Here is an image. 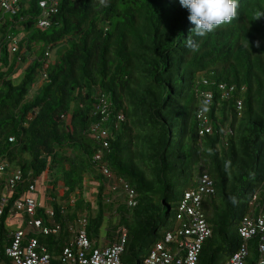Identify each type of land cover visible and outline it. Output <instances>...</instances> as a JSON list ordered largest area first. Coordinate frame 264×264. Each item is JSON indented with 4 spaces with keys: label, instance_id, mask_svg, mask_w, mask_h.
Here are the masks:
<instances>
[{
    "label": "trees",
    "instance_id": "obj_1",
    "mask_svg": "<svg viewBox=\"0 0 264 264\" xmlns=\"http://www.w3.org/2000/svg\"><path fill=\"white\" fill-rule=\"evenodd\" d=\"M260 12L264 0H238L236 16L198 36L179 0H62L49 27L38 23L37 0H22L0 27V200L9 173L22 171L0 213V244L12 240V218L28 228L31 215L12 209L25 195L38 200L30 185L40 179L55 214L40 207L35 216L60 225L57 234L38 235L53 261L69 243L71 227L83 225L98 245L118 242L126 229L122 260L146 264L155 243L177 227L185 191L207 171L216 186L202 201L212 234L198 264H225L243 242L244 215L264 213ZM17 22L25 32L10 48ZM55 48L50 60L47 52ZM221 82L230 87L225 97ZM209 90L215 97L206 103ZM100 92L110 101V119L103 122L108 147L94 126L101 122ZM202 109L213 132L200 133ZM100 149L103 156L95 159ZM120 179L136 189L137 204L125 202L115 187ZM258 243V236L250 240L245 264H260ZM1 257L10 264L9 256Z\"/></svg>",
    "mask_w": 264,
    "mask_h": 264
},
{
    "label": "built area",
    "instance_id": "obj_2",
    "mask_svg": "<svg viewBox=\"0 0 264 264\" xmlns=\"http://www.w3.org/2000/svg\"><path fill=\"white\" fill-rule=\"evenodd\" d=\"M21 2L22 0H0V8L4 12L16 13L20 9ZM37 2L41 9L38 23L42 27H49L52 23L51 17L59 10L62 0H37ZM14 41L17 42V40ZM205 83H208V80L205 79ZM219 86L222 96H227L230 88L227 83L221 82ZM231 88L233 87L231 86ZM204 95L206 103H211L215 97L211 90L206 91ZM98 98V113L101 122L94 125L95 129H98L96 136L101 141L102 147H108L110 145L109 129L103 125V122L110 119L108 111L110 101L104 92H100ZM242 106V101H239V109ZM200 117L203 119L200 133L213 132V125L208 113L202 109ZM13 139L14 137L10 138V140ZM102 156L103 151L100 149L96 152L95 159H101ZM4 170V166L0 165V174L4 173ZM102 170L107 177L113 178V172L107 165H104ZM21 177L22 171L20 169L9 173L5 194L0 202V213L8 203L10 192L17 186ZM115 187L121 188V192L125 195V202L129 205L137 204V191L128 181L120 179ZM30 188L35 191L36 184H31ZM215 191L216 186L213 177L204 171L196 187L190 188L184 193L177 213V227L167 231L165 238L155 243L145 259L146 264H198L203 244L212 234V227L203 209L202 201ZM40 207L44 206L34 196L25 195L16 199L12 209L13 214L27 212L31 215V219L28 228L17 229L7 245L3 247L0 244V261L3 260L1 256L5 253L10 258V264H125L122 260V254L127 238L126 229L123 230L118 242L98 245L90 238L83 225L78 228L71 227L72 237L69 243L62 248L56 262L53 261L48 245L38 235L57 234L60 232V225L53 220L50 221L51 223H47L43 217L35 216ZM46 212L50 216L55 214L52 206L46 208ZM239 232L243 242L225 264H245L249 255V242L255 236H258L259 242V262L264 264V213L262 211L256 212L253 209L245 214Z\"/></svg>",
    "mask_w": 264,
    "mask_h": 264
},
{
    "label": "clouds",
    "instance_id": "obj_3",
    "mask_svg": "<svg viewBox=\"0 0 264 264\" xmlns=\"http://www.w3.org/2000/svg\"><path fill=\"white\" fill-rule=\"evenodd\" d=\"M179 3L188 10V18L194 24L192 31L198 36L206 35L217 25L230 21L237 15L238 0H179ZM262 15L264 12L257 14L258 17ZM12 40L14 44L19 41L18 38ZM191 43L192 40L189 38V44Z\"/></svg>",
    "mask_w": 264,
    "mask_h": 264
},
{
    "label": "rangeland",
    "instance_id": "obj_4",
    "mask_svg": "<svg viewBox=\"0 0 264 264\" xmlns=\"http://www.w3.org/2000/svg\"><path fill=\"white\" fill-rule=\"evenodd\" d=\"M29 6H30L29 3H25L24 4L25 8H27ZM6 15H7V17L9 19L13 18V15H12L11 12H7ZM15 24H16V29H14V33L16 34V37L17 38H22V36L24 35V32H25L24 28L21 26L20 22H17ZM8 43H9V47L10 48H12L13 45H15L13 40H11V39L8 40ZM56 50H57V48L51 50V56H50L51 60H54L56 58V56H57V51ZM46 193L48 194L47 186L45 184H43L42 181L39 179L38 183H37V186H36V190L34 191V194L38 197V201L40 202V204H43V206L45 208H48V207H51V202H50L51 198ZM55 195L56 196H60V193H55ZM92 198H94V197L92 196ZM0 202H1V200H0ZM111 216L112 217L110 219H111V221H113L115 217L113 216V214H111ZM14 219H17V218L14 217ZM18 219H21V218H18ZM10 222H11V220L7 223L8 227L12 226V223L10 224Z\"/></svg>",
    "mask_w": 264,
    "mask_h": 264
},
{
    "label": "crops",
    "instance_id": "obj_5",
    "mask_svg": "<svg viewBox=\"0 0 264 264\" xmlns=\"http://www.w3.org/2000/svg\"><path fill=\"white\" fill-rule=\"evenodd\" d=\"M5 16L7 17L6 13L0 8V27L2 26V24L4 22H8L9 21L8 19H6ZM3 36H4V30L2 31V28H0V38H2ZM23 222H24V219H22V218L21 219H18V218L17 219H14V218H12L11 219V222H10V224L12 223V226L10 227V229H11L10 232L11 231H15V230L20 229V228H23V226H22V223ZM8 261L10 262V258H9ZM0 264H7V263L3 259L2 261H0Z\"/></svg>",
    "mask_w": 264,
    "mask_h": 264
}]
</instances>
